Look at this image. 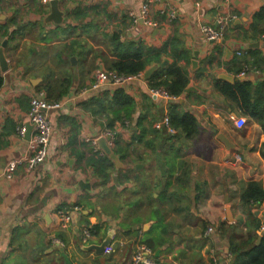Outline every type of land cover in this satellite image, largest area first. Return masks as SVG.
<instances>
[{
    "label": "crops",
    "instance_id": "0c3cea01",
    "mask_svg": "<svg viewBox=\"0 0 264 264\" xmlns=\"http://www.w3.org/2000/svg\"><path fill=\"white\" fill-rule=\"evenodd\" d=\"M52 1L0 0V264H66L61 249L72 264H132L141 244L161 264H233L247 224H264V204L242 199L249 183L264 186V130L221 88L264 90V0H59L63 22L45 23ZM143 4L158 27L132 18ZM224 23V39L208 41L202 26ZM115 41L142 48L146 69L127 85L92 91L94 73L112 72L119 59ZM173 67L188 78L185 92L175 101L152 96L150 79L166 81ZM119 88L134 101L129 118L106 109ZM42 96L62 107L48 113L53 137L29 169L31 128L26 136L19 128ZM178 105L197 122L189 139L154 127ZM108 132L120 169L98 145ZM16 159L24 162L9 179ZM60 212L73 220L64 225ZM110 234L102 255L85 250Z\"/></svg>",
    "mask_w": 264,
    "mask_h": 264
},
{
    "label": "trees",
    "instance_id": "16d2710c",
    "mask_svg": "<svg viewBox=\"0 0 264 264\" xmlns=\"http://www.w3.org/2000/svg\"><path fill=\"white\" fill-rule=\"evenodd\" d=\"M119 50H121L120 53ZM113 51L114 54L119 57L112 65V70L114 72L120 75L130 76L142 73L146 69V63L145 60H143L144 50L142 48L134 49V45L132 44L124 46L120 42L115 41ZM150 82L149 89L162 88L173 96H180L185 92L188 86V78L185 77L180 68L176 67L171 68L169 71V78L166 79V81L162 77L154 76L150 79ZM2 84L3 79L0 77V88ZM221 93L229 100L234 101L240 107L244 115L258 121L264 130V90H261L260 96L256 97L253 95L249 83L236 82L234 85H231L226 82L221 88ZM106 109L112 110V112L116 113V116L129 118L134 109V101L126 94L124 89L119 88L116 89ZM180 109V105L170 108V124L176 129L179 135H183L189 139L198 133L197 122L191 114L181 111ZM148 127L149 131L155 132L151 123H149ZM156 131L158 132V130ZM261 154L264 159V144ZM242 199L245 205H252L255 203L259 205L264 204V186L258 182L249 183ZM260 226V221L254 218L247 224V227L250 228L248 233L249 236L232 245V253L235 255L233 264H264V236L259 239L257 234V230ZM97 230L98 227L93 226L92 231L97 232Z\"/></svg>",
    "mask_w": 264,
    "mask_h": 264
},
{
    "label": "built area",
    "instance_id": "2783aa9c",
    "mask_svg": "<svg viewBox=\"0 0 264 264\" xmlns=\"http://www.w3.org/2000/svg\"><path fill=\"white\" fill-rule=\"evenodd\" d=\"M230 1V0H224ZM149 5L143 4L140 9V14L137 16L134 13L131 14L132 18L141 19L143 23L149 27H158V23H155L148 19ZM170 20L176 18L175 11H170L167 13ZM219 23H223L220 19ZM225 23L222 24L220 29L212 28L209 25L202 26V32L204 33L206 39L210 42L221 41L225 37ZM247 71H243L240 76H246ZM141 75L136 76H124L119 75L116 72H107L105 70H97L94 73V83L91 86L90 90L98 91L102 86L112 85L114 87L127 85L129 82L136 81L140 79ZM150 93L152 96L161 98L167 101H175L176 97L171 96L165 89H150ZM62 107V103H50L42 97H36L31 100L30 110L27 114L28 123L22 125L19 128V134L21 136H26L28 133L29 127L31 128L30 139L28 141L29 151L32 154L31 158L27 161L29 169L35 168L37 165L42 163L45 154H46V146L49 140L53 137V129L49 121L48 113L52 110L59 109ZM160 123L155 124V129L158 131L165 130L166 133L170 136H175L177 134L176 129L171 126L169 116H165ZM107 138L114 139L115 133L108 132ZM240 159H238L239 161ZM24 159H16L11 161L6 168V176L11 179L14 175L17 167L23 164ZM78 208H74V211H77ZM59 216L64 223V225H68L73 220V213L71 212H60ZM213 227H208L206 234L211 235L214 233ZM259 232L264 234V224L260 226ZM90 232H84V243L90 239ZM153 251L146 245H139L137 247L136 252L132 257V264H161L159 261H156L153 258Z\"/></svg>",
    "mask_w": 264,
    "mask_h": 264
},
{
    "label": "water",
    "instance_id": "95a60500",
    "mask_svg": "<svg viewBox=\"0 0 264 264\" xmlns=\"http://www.w3.org/2000/svg\"><path fill=\"white\" fill-rule=\"evenodd\" d=\"M59 0H54L51 2V14L47 17L45 23L51 22L53 21L56 24H61L64 20V13L62 11H60L59 9ZM6 42L0 47V64L2 67V71L6 72L7 71V63H6V59H5V55H4V48L6 47ZM74 61V59H72ZM157 69V67L152 68L151 70H149L147 72V77L150 76V74H152L155 70ZM224 78L226 80H231L229 77L224 76ZM221 141L223 143H225L226 145H230V143L223 137H220ZM108 139L105 138H101L98 141V145L100 150H102L116 165L117 169H120L123 167L122 162L120 161V159L117 157V155L113 152L112 148L109 147L108 145ZM115 181H117L115 179ZM111 240H112V236L110 234V236L101 244V245H89L84 247L86 251L89 252H95L98 255H102L106 248H108L111 244ZM62 251V258L64 259L66 264H72V262L70 261L69 257L67 256V254L64 252L63 249H61Z\"/></svg>",
    "mask_w": 264,
    "mask_h": 264
}]
</instances>
